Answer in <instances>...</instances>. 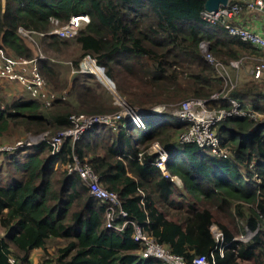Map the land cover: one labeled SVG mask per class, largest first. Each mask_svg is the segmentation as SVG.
I'll use <instances>...</instances> for the list:
<instances>
[{"label":"trees","instance_id":"obj_1","mask_svg":"<svg viewBox=\"0 0 264 264\" xmlns=\"http://www.w3.org/2000/svg\"><path fill=\"white\" fill-rule=\"evenodd\" d=\"M204 1L0 0V47L30 59L35 51L18 28L37 33L45 54L38 68L57 95L50 106L30 96L0 99V138L18 131L54 135L71 126L72 114L120 109L93 74H75L69 82L61 78L57 56H65L75 70L84 56L93 57L132 108L169 111L185 100L222 91L224 79L205 59L201 42H208L209 53L224 64L262 57V52L231 36L223 24L203 21ZM82 13L89 22L74 38L49 33L51 17L65 23ZM228 95L263 115L257 120L230 116L216 124L228 158L210 155L192 142L177 143L185 124L167 112L143 115L140 145L131 125L117 130L94 126L75 141L63 140L55 154L47 141L0 152L1 164L12 166L11 182H0V264H29L35 248L43 250L42 262L54 264H161L140 257L131 224L120 232L105 226L106 205L89 194L76 171L60 167L72 166L74 158L117 193L126 219L171 253L186 261L213 253L215 264H264V81L233 86ZM210 106L229 104L219 100ZM165 116L166 122L151 119ZM154 141L166 149V174L149 152ZM212 225L222 240L214 238ZM247 231L253 233L249 240L238 239ZM51 239L59 241L53 254L47 249Z\"/></svg>","mask_w":264,"mask_h":264},{"label":"built area","instance_id":"obj_2","mask_svg":"<svg viewBox=\"0 0 264 264\" xmlns=\"http://www.w3.org/2000/svg\"><path fill=\"white\" fill-rule=\"evenodd\" d=\"M239 2H231L225 6H220L216 11L203 10L201 13L202 20L207 23L223 24L227 32L234 37L239 38L241 41L247 42L262 52L261 61L258 62L251 70L254 78H261L264 72V35L252 28L242 25L237 21L243 8L249 11L263 12L264 13V0H240ZM89 22V16L85 13L70 16L67 22L60 23L55 18H50L52 28L49 33L56 34L66 39L74 38L78 31ZM18 32L22 37L29 38L33 43L35 39L31 36L37 33L25 29L18 28ZM42 36L43 33H38ZM29 40V41H30ZM208 42H201L200 48L204 53L205 59L214 65L218 74L224 79V88L222 91L213 93L207 99H189L174 106L171 110L167 111L163 106H156L149 110H142L129 107L124 98L118 95L115 90L113 81L106 76L104 68L97 64L96 60L86 55L79 62L76 71L82 73L93 74L95 78L103 84L110 86V90L114 96L113 103L120 107V109L113 113L101 114H72L70 115L71 126L60 130L54 135H49L47 131L37 135H29L27 138L20 139L13 144H4L0 146V151L13 153L21 147L36 145L42 141H47L51 145V152L55 154L59 151L60 146L65 139L71 141L77 140L86 130L94 126H107L111 128L125 127L131 125L133 129L144 130L146 122L143 115L151 113L153 115H161L169 112L178 121L185 124L184 131L180 132L176 137L177 143L192 142L200 148L206 150L210 155L219 158H228L226 148L221 147L218 135L215 131V126L218 122L230 116H246L254 120L263 117L258 111L242 107L239 100L228 95V91L233 87L227 86L225 77L227 68L238 69L241 60H231L228 64L215 59L209 53ZM38 43L36 42V45ZM39 46V45H38ZM37 46V49H38ZM44 58L43 54L38 51L30 59L24 57H17L8 53L5 49L0 47V80L14 81L21 85L24 91L33 99L41 100L45 106H50L51 103L57 98V95L52 90L48 89L46 81L38 68V59ZM116 94V95H115ZM225 100L229 107H211L210 103ZM151 149L156 154V165L160 170L166 174L164 163L167 158L166 149L158 142H152ZM56 166L57 163H56ZM67 167L68 172L76 171L87 186L89 194L98 199L106 205L104 215L105 226L120 232L126 224L133 226L132 238L140 246L139 254L142 259H156L161 264H215L213 253L210 258L205 255H197L190 261H186L182 256L171 253L164 246L153 240L146 234L142 228L135 224L133 221L126 219V212L120 207L119 198L116 192L107 190L99 182L98 177L87 164H81L74 158L73 165ZM178 183L179 181L176 180ZM119 219H123L119 221ZM211 233L214 238L219 241L222 240L221 231L216 228H211ZM219 253L222 252V246L218 247ZM13 262V260H10ZM40 264H54L51 260H46Z\"/></svg>","mask_w":264,"mask_h":264},{"label":"rangeland","instance_id":"obj_3","mask_svg":"<svg viewBox=\"0 0 264 264\" xmlns=\"http://www.w3.org/2000/svg\"><path fill=\"white\" fill-rule=\"evenodd\" d=\"M23 38H24L25 42L32 48V51L33 52L35 51L34 53H36L38 51L41 52L40 43H39V46H38V44L36 45L37 38H36V36L34 34L31 36V39L32 38L35 39V43H33L29 38H26V37H23ZM37 46H38V49H37ZM207 48H208V44H207ZM41 53L45 57V54L43 52H41ZM64 57L65 56H59V57L57 56V59L58 60H54V61H55L56 65H57V67L60 68L61 72L63 73V76L64 77H68V75L72 73L71 70H74V69L72 68L70 61L69 60H65ZM261 58L262 57L248 56V57H245V58H242L241 59V64H240V66H239L238 69L227 68L226 69V73L223 74V76L226 79L225 80V83L227 82V86L228 87L231 86V85L237 86V85L243 84V83H245L247 81L256 79V78H254L251 75L250 72H251L252 68L258 62L261 61ZM67 71L69 72V74L67 73ZM75 74L76 73H72V75H75ZM258 79H260L261 81H264V72L262 74V77L261 78H258ZM98 84H100V83H98ZM100 85L103 88H106L107 90L110 91V93L112 95V102H113L114 96L112 94V91L110 90L111 87L110 86H107V85H106V87H104L102 84H100ZM4 87H6V90L8 91V94L9 95L5 94L7 96L4 97V96L1 95V91H0V99H2L3 101L9 102V101H12V100L16 99L19 96H24L23 95V91H22V88L23 87H21V85H19L18 83L14 82V81L13 82H2V83H0V88L4 89ZM1 108H3V105H1ZM167 113L169 115H171L169 112H167ZM154 116H156V115H154ZM157 116H159V115H157ZM167 116H165V117H152L151 119L154 120V121H157V120H160L161 121L162 120V121L166 122V118H169ZM171 116H173V115H171ZM170 120H172V119H170ZM112 129L113 130H117L118 128H112ZM19 132L20 131L14 132V133L9 134L8 137H2V138H0V146H2L4 144H13L16 141L20 140V138H27L29 135H33L32 133H29V132L22 133V134H20ZM134 132L136 134L135 136H137V140H136V143L135 144L136 145H140L141 144V139H142L143 134H144V130L134 129ZM155 142H158V141H155ZM150 146H149V152L154 153ZM0 152H4V151H0ZM146 152H148V149H147ZM3 157H4L3 153L0 154V182L2 184L3 183L5 184V183H10L11 182V179L12 178H10V176H9V171H12V166L9 165L8 163H2L1 164ZM60 167H61V169H67V167L70 168L66 164H62V165H60ZM178 199L179 198L176 197V201H178ZM217 217L220 219L219 216H217ZM222 221L224 222L223 219H222ZM211 228L214 229V228H216V226L215 225H212ZM0 232H3V231L0 229ZM252 234H253L252 232L247 231L245 233L240 234L238 236V239H240L242 241H247V240L250 239V237L252 236ZM58 243H59V241L54 240V239H51V240L48 241V243H47V249H48L49 254L50 253L53 254V252L56 250V247H57L56 245ZM41 251H42V255H43V250H41ZM41 262H42V259L40 258V261L37 264H40ZM241 264H253V263L252 262H242Z\"/></svg>","mask_w":264,"mask_h":264},{"label":"crops","instance_id":"obj_4","mask_svg":"<svg viewBox=\"0 0 264 264\" xmlns=\"http://www.w3.org/2000/svg\"><path fill=\"white\" fill-rule=\"evenodd\" d=\"M237 21L240 22L242 25L247 26L249 28H252L260 33H262L264 35V13L263 12H256V11H249L247 9H243V11L240 13V16L237 18ZM58 71H60V77L61 78H66L67 81L69 82V79L72 76V73H76V74H87V73H82V72H78L75 69L71 70V74H69V72L67 71L68 77H64L63 73L61 72L60 68H56ZM251 73V72H250ZM252 75V74H251ZM96 80L102 84L104 87H106L105 84H103L101 81H99L97 78ZM2 82H13V81H9V80H0V83ZM22 87V86H21ZM1 94L3 96H7L8 91L6 90V87H4V89L0 88ZM23 91V95L24 96H19V97H29V95L24 91V89L22 88ZM7 94V95H5ZM2 233V232H0ZM42 249L40 248H35L33 250H31L30 252V256H29V264H37L40 261V258L42 257Z\"/></svg>","mask_w":264,"mask_h":264},{"label":"water","instance_id":"obj_5","mask_svg":"<svg viewBox=\"0 0 264 264\" xmlns=\"http://www.w3.org/2000/svg\"><path fill=\"white\" fill-rule=\"evenodd\" d=\"M228 1L229 0H205L204 8L207 11H216L220 6H225Z\"/></svg>","mask_w":264,"mask_h":264}]
</instances>
